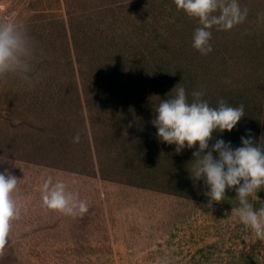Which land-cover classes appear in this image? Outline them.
Wrapping results in <instances>:
<instances>
[{"label": "rangeland", "instance_id": "obj_1", "mask_svg": "<svg viewBox=\"0 0 264 264\" xmlns=\"http://www.w3.org/2000/svg\"><path fill=\"white\" fill-rule=\"evenodd\" d=\"M239 3L248 9L245 22L212 30V56H226L214 59L211 72L203 55L201 91L214 105L223 99L264 112V0ZM0 17L26 24L38 49L31 86L15 77L0 80V156L11 161L0 171L8 167L21 179L17 199L24 206L0 264H264V242L224 215L238 207L235 192L208 208L205 190H164L159 181L142 185L120 177L108 150L100 160L91 143L92 118L104 124L98 117L104 114L91 113L84 80L97 75L101 60L110 61L115 48L140 65L178 49L200 56L192 47L196 20L177 11L173 0H0ZM191 69L186 65L182 75ZM131 113L108 118L142 120ZM77 135L79 142L90 140L92 154L86 150L78 165H68L53 151ZM49 176L79 192L88 213L71 217L44 207L41 188ZM257 195L264 200V190Z\"/></svg>", "mask_w": 264, "mask_h": 264}, {"label": "clouds", "instance_id": "obj_2", "mask_svg": "<svg viewBox=\"0 0 264 264\" xmlns=\"http://www.w3.org/2000/svg\"><path fill=\"white\" fill-rule=\"evenodd\" d=\"M173 3L177 11L197 21L192 47L205 56L213 50V29L229 31L244 23L248 16V9H242L239 0H173ZM37 57V42L26 24L0 17V80L15 77L31 86L33 62ZM170 92L173 95L169 96ZM170 92L153 109L150 121L157 130L158 142L174 145L176 154L195 148L186 168L193 187L202 182L206 189L202 193L207 198L206 207L224 202L226 192L234 191L238 207H232L230 214L225 211L224 215L237 217L253 239L264 242V200L257 195L264 190V142L257 141L251 130L240 137V146L236 147L231 141L214 136L236 128L245 117V106L234 107L220 99L213 107L203 98L204 92L193 90L189 94L179 84ZM79 140V135L73 138L74 143ZM9 163L8 156H0V164ZM20 181L8 167L0 171V250L13 222L22 214L24 206L17 199ZM250 197L261 201V206L255 208ZM41 200L48 210L65 216H83L89 211L87 201L80 198L79 192L51 176L43 183ZM156 264L161 262L157 260Z\"/></svg>", "mask_w": 264, "mask_h": 264}, {"label": "trees", "instance_id": "obj_3", "mask_svg": "<svg viewBox=\"0 0 264 264\" xmlns=\"http://www.w3.org/2000/svg\"><path fill=\"white\" fill-rule=\"evenodd\" d=\"M111 44L112 47L115 45L114 42ZM111 51V53L116 51L113 53L111 60L107 61L108 58H103L97 70V75L93 79L86 78L84 80V94L91 113L103 112L104 114L98 116L104 118V124L92 118L91 143L97 150V158L103 159L101 157L102 151L107 152L108 150L107 154L110 159L115 164L119 163L117 173H120V177L133 179L140 184L142 183V185L159 181L158 183L161 185L159 188L164 190L172 189L188 193L206 190L203 188L202 182L194 188L192 181L188 178L189 173L186 167L190 166L187 164L193 159L192 153L196 149L186 148L181 154H176L174 145L169 146L158 142L156 138L157 130L150 123L153 119V109L161 99L166 98V94L177 84L183 86L189 94L193 90L201 91V86L204 88L202 81L199 79V72L205 73L206 71L205 69L199 70V68H205L201 65L203 55L199 56L186 51V49H178L166 57L162 54L163 58L160 56L161 59L159 60L150 59L145 65H140L141 61L134 62L135 57L130 59L121 54L117 48ZM225 56V54L217 56L216 53L212 56L209 53L205 56L208 60H204V62L209 67L214 66V71L211 70V72H215V60L225 58ZM189 58L191 60L188 63L186 60ZM186 65H194L195 69H191V74L185 78L182 73L183 70L185 71ZM179 67L182 68L181 73L178 70ZM212 76H215V74ZM171 95L173 93L170 92L169 96ZM204 96V99L211 106H217L210 103L208 95ZM189 99H191L190 95ZM229 105L237 106L235 102L233 104L229 103ZM253 107L255 108L245 109V117L231 132L214 133V136L217 139L231 141L232 145L236 147L240 146V137L245 135L247 130H251L257 141L260 139L261 142H264V112L262 107L256 108L254 105ZM142 109L146 111V115L139 113ZM128 111H132L131 114H128V117L139 114L142 120L127 119V121L114 124L108 118L111 114L123 117ZM122 123L124 124L122 125ZM130 124L131 126H129ZM143 126L145 128L141 130ZM132 127V131L128 133L126 128L130 129ZM103 132L105 134H101ZM140 133L143 137L137 140L143 141H136L135 137L139 136ZM81 138L83 141L78 143H74L67 138L66 144L60 149L54 148L56 150L53 153L63 156L68 165H78L77 159L86 150L92 154L90 140L84 141V138ZM84 147L85 150H80ZM69 167L77 168L74 166ZM229 192L234 191H227L226 195Z\"/></svg>", "mask_w": 264, "mask_h": 264}]
</instances>
